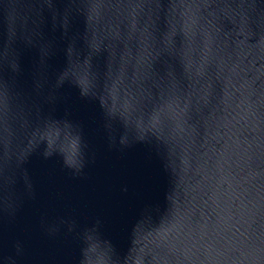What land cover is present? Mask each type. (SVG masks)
Here are the masks:
<instances>
[{
	"label": "clouds",
	"instance_id": "clouds-1",
	"mask_svg": "<svg viewBox=\"0 0 264 264\" xmlns=\"http://www.w3.org/2000/svg\"><path fill=\"white\" fill-rule=\"evenodd\" d=\"M66 85L98 105L110 149L147 146L165 183L124 248L99 217L44 214L46 237L75 240L78 264H264V0H0V217L35 199L34 154L74 177L94 161L56 115ZM25 256L0 244V264Z\"/></svg>",
	"mask_w": 264,
	"mask_h": 264
},
{
	"label": "water",
	"instance_id": "water-1",
	"mask_svg": "<svg viewBox=\"0 0 264 264\" xmlns=\"http://www.w3.org/2000/svg\"><path fill=\"white\" fill-rule=\"evenodd\" d=\"M59 68L63 57L52 60ZM32 55L25 54L23 66L31 70ZM56 105L57 117L81 125L84 139L94 154L80 177L71 175L58 157L48 160L34 154L26 168L33 180L35 199H26L14 219L0 217V244L8 247L22 240L26 256L21 264H78L79 246L71 237L61 234L55 239L44 235L41 216L49 219L71 214L80 225L102 220V232L119 248L126 247L127 232L145 201L155 200L165 178L159 162L145 145L120 151L110 149L103 129L102 113L96 103L79 96L75 88L65 86ZM124 189H127L125 191Z\"/></svg>",
	"mask_w": 264,
	"mask_h": 264
}]
</instances>
